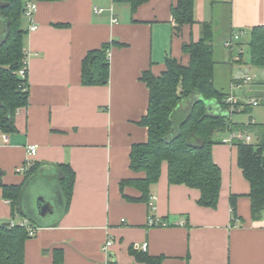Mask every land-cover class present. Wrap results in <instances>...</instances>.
<instances>
[{
  "label": "crops",
  "instance_id": "obj_1",
  "mask_svg": "<svg viewBox=\"0 0 264 264\" xmlns=\"http://www.w3.org/2000/svg\"><path fill=\"white\" fill-rule=\"evenodd\" d=\"M176 1L147 0L133 12L129 3L113 0H42L34 15L36 29L24 16L29 103L16 113V131L0 129L1 181L22 184L31 166H37V171L27 182L22 211L15 217L0 187V222L37 219L39 195L52 206V211L39 213L43 220L37 219L36 234L26 241V264H53L58 248L63 250L65 264H143L130 253L131 246L142 250L143 245V251L163 255L165 264H264V210L259 219H253L251 187L234 143L213 146L214 160L222 171L217 208L198 203L199 189L171 184L166 161L160 179L151 186L154 210L147 201L125 197H140L136 187L127 185L122 190V180L145 175L130 168L132 145L148 139V128L140 124L149 105V87L142 73H162L168 55L187 64L183 44L199 40L204 21L213 23L215 55L227 65L223 68L229 77L226 91L251 105L249 111L233 114V120L264 123L260 97L264 96V67L252 65V75L246 65L250 30L264 25V0H196L197 22L186 25L179 35L173 30ZM236 33L243 50L237 62L224 45ZM112 41L109 82L85 85V56ZM246 46L249 62L244 58ZM245 74L252 75V81L236 85ZM207 104L211 113L226 112L217 99ZM32 144L38 146L34 155L28 149ZM60 164H69L76 172L68 208ZM53 194L64 205L59 211L47 197ZM233 194L237 195L236 215L230 202ZM152 215L168 224L149 225ZM109 239L113 242L105 248Z\"/></svg>",
  "mask_w": 264,
  "mask_h": 264
},
{
  "label": "trees",
  "instance_id": "obj_2",
  "mask_svg": "<svg viewBox=\"0 0 264 264\" xmlns=\"http://www.w3.org/2000/svg\"><path fill=\"white\" fill-rule=\"evenodd\" d=\"M27 1L0 0V129L5 133L16 131V113L29 103L28 75L22 77L19 73L28 63L25 49L28 30L22 24ZM113 1L129 3L135 12L147 0ZM195 2L177 0L173 5L175 34H181L186 25L197 22ZM112 44L113 41L104 43L85 56L82 65V82L85 85H106L109 82V50ZM249 47L250 63L264 67L263 24L251 28ZM183 50L189 56L187 64L168 55L162 73L156 75L151 70L142 73V80L149 87V105L140 124L148 128V139L132 145L130 168L145 175L121 181L122 190L131 185L141 192L140 197H125L130 201L149 202L151 186L160 179L162 164L166 161L171 184H185L199 189L201 196L198 203L217 208L222 171L214 160L213 146L223 142L222 134L239 131L254 136L251 142L235 138L233 143L238 148L239 166L250 183L252 217L257 220L264 210V123L235 122L233 114L247 112L251 107L240 101L234 103L229 115L208 111L207 101L211 99H217L226 111L230 109L226 103L230 93L218 88L215 82L217 60L211 21L201 23L199 40L185 42ZM59 167L62 192L68 208L74 192L76 172L69 164H60ZM36 171L37 166H31L26 173L27 181L18 185L4 184L0 171L2 196L10 201L14 217L22 211L21 197ZM230 202L236 215L237 195L233 194ZM31 237L28 227L22 223L10 222L5 225L0 222V264H26L25 245ZM130 253L143 264H165L163 255H151L134 246L130 247ZM53 264H65L61 248L54 250Z\"/></svg>",
  "mask_w": 264,
  "mask_h": 264
},
{
  "label": "built area",
  "instance_id": "obj_3",
  "mask_svg": "<svg viewBox=\"0 0 264 264\" xmlns=\"http://www.w3.org/2000/svg\"><path fill=\"white\" fill-rule=\"evenodd\" d=\"M37 7H38V2L34 1V0H29L25 4L24 14L27 18H29V20L31 22V26H30L31 29H36L38 27L37 24L34 22V15H35V12L37 11ZM97 10L99 12L102 11L101 9H97ZM113 21L117 22V18L113 17ZM239 39H240V33H236L231 38L227 39L224 43L226 48H228L234 52L233 61H236V62L240 61L241 55L243 54V50L239 46ZM19 73L21 74L22 77H26V75L28 74V63L19 71ZM240 79L242 82H240ZM252 79H253L252 75L245 74L242 77H239V81H238L239 84H236V85H240L242 83H249L252 81ZM236 101H237V99H236V96L234 95L233 91L230 92V94L226 98V103L230 105V109L228 111L229 113L233 110V106H234V103ZM252 102H253V104H258L257 100L253 99ZM235 138L244 139L248 142L253 141V138L251 135L236 131V132H232L230 137L224 138L223 142L233 143V140ZM37 148H38V146L36 144L30 145L28 147L29 153L32 155L36 154ZM22 169H24V167ZM154 200H155V196L151 195L150 200H149V206L152 210H154L156 208ZM22 224L28 227V230H29V233L31 236H34L36 234V231H37L36 228L33 227L29 222L25 221ZM148 224L149 225H167L168 223L163 218L152 215V216H149ZM112 242H113L112 239H109L105 244V248H108L112 244ZM142 249H146V245H143Z\"/></svg>",
  "mask_w": 264,
  "mask_h": 264
},
{
  "label": "rangeland",
  "instance_id": "obj_4",
  "mask_svg": "<svg viewBox=\"0 0 264 264\" xmlns=\"http://www.w3.org/2000/svg\"><path fill=\"white\" fill-rule=\"evenodd\" d=\"M240 32V31H239ZM217 40V39H216ZM244 58H245V61L246 62H249V49H248V46H246V51H245V54H244ZM216 59L218 60V62H217V66H216V78H217V85L219 86V87H222V88H224L225 90H227L228 89V86H229V80H227L229 77H228V75L224 72V67H227V65L225 64V62H224V60H222L221 58H220V55L218 54V55H216ZM247 65V67H249V71H251L252 73V75L254 74L253 73V71H254V69H253V67H251L252 66V64L249 62V63H247L246 64ZM248 86V85H247ZM256 86V84L254 85V87ZM259 86V85H258ZM236 91L238 92H240V89H236ZM261 97V99H262V103H264V96H260ZM41 195H39L37 198H39ZM47 197H49L50 199H53L54 201H53V205H54V207L59 211L60 209H62L63 207H64V205L58 200V198H57V196H56V194H53L51 197L50 196H47ZM33 198L35 199V197L33 196ZM34 214H35V216L37 217V219H39V220H43V218L42 217H40V215H39V212L38 211H35L34 212ZM52 219V218H51ZM50 219V220H51ZM54 219V218H53ZM59 218L58 217H55V219L54 220H58ZM31 222H30V224L32 225V226H37L38 224L37 223H35L37 220L35 219V218H31V220H30Z\"/></svg>",
  "mask_w": 264,
  "mask_h": 264
},
{
  "label": "water",
  "instance_id": "obj_5",
  "mask_svg": "<svg viewBox=\"0 0 264 264\" xmlns=\"http://www.w3.org/2000/svg\"><path fill=\"white\" fill-rule=\"evenodd\" d=\"M198 99H201V97H198ZM219 114H222V113H219ZM223 114L229 115V112L226 111ZM38 199H40L39 200V203H38L39 204L38 207H39V213L40 214H45L48 210L52 211V206H51V203L50 202H48L43 196H40ZM30 218H32V217H30ZM4 224L5 225H9V222H4Z\"/></svg>",
  "mask_w": 264,
  "mask_h": 264
}]
</instances>
